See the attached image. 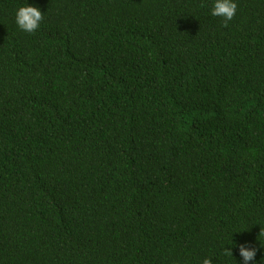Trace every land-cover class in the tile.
Instances as JSON below:
<instances>
[{
    "label": "trees",
    "instance_id": "obj_1",
    "mask_svg": "<svg viewBox=\"0 0 264 264\" xmlns=\"http://www.w3.org/2000/svg\"><path fill=\"white\" fill-rule=\"evenodd\" d=\"M22 2L0 0V264H242L244 242L264 264V0L226 24L212 0H27L32 33Z\"/></svg>",
    "mask_w": 264,
    "mask_h": 264
},
{
    "label": "clouds",
    "instance_id": "obj_2",
    "mask_svg": "<svg viewBox=\"0 0 264 264\" xmlns=\"http://www.w3.org/2000/svg\"><path fill=\"white\" fill-rule=\"evenodd\" d=\"M236 9V0H212L210 14L212 16L222 17L226 24L236 14ZM42 19L43 13L40 8L34 4H29L27 0H23L14 12V22L16 26L24 32L32 33L36 31L40 27ZM224 251L225 255L232 256L230 249L225 248ZM256 251V248L249 246L248 242L239 244L238 253L241 257L242 264H249V262H251V264H257L255 260ZM201 264H213L212 258L205 257L201 261Z\"/></svg>",
    "mask_w": 264,
    "mask_h": 264
}]
</instances>
